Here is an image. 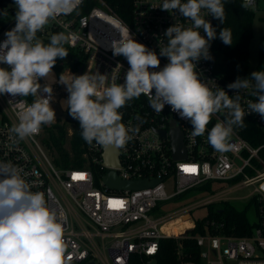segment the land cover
<instances>
[{"label":"built area","instance_id":"obj_1","mask_svg":"<svg viewBox=\"0 0 264 264\" xmlns=\"http://www.w3.org/2000/svg\"><path fill=\"white\" fill-rule=\"evenodd\" d=\"M240 1L244 3V0ZM261 2L264 0H255L254 6L247 9L259 7V10H264L259 6ZM162 3L163 0H82L71 14L51 20L49 27L39 32L37 38L44 42L61 32L74 37L64 46L82 57V74L99 72L107 77L106 86L123 84L129 65L123 56H113L110 50L112 41L130 33L137 42L159 55L160 49L167 44L164 33L169 26H191V21L182 17L177 10H162ZM84 7L86 11H83ZM15 11L14 7L5 10L13 18L0 30V43L6 39L4 33L8 27L12 29L15 26ZM202 15L215 28V18L208 15L206 10H202ZM200 32L204 35L202 29ZM214 42L215 39L209 41L212 59L201 58L196 62V71L213 90L220 88L234 97L235 90H229L227 85L238 77L250 78L251 74L247 72L244 76H236L219 72L213 53ZM160 61V68L168 63L165 57H160ZM66 70L67 75H77L72 68ZM53 71L57 77L55 82H49L47 78L39 82L42 87H52L55 98L51 106L59 110L60 115H56L51 124L42 125L36 136L14 142L11 132V127L18 123L17 112L21 101L31 104L35 98L0 95V161H10L21 169L31 191L43 192L48 205L64 213L65 264H97L98 261L102 264H129L131 255L138 256L140 264H153L159 251V240L166 237L177 240L180 264H264V157L261 154L264 143L254 146L242 135L249 122L264 131V119L259 114L246 115L244 126L233 128L229 150L217 152L207 142V134L217 122L226 120L227 110L214 114L205 134L193 138L192 126L187 120L172 112L168 105L162 112L156 113L150 107L148 97L142 94L119 109L123 114L121 122L132 129L129 133L132 139L118 149L120 164L107 165L104 147L95 141L92 145L87 144L81 136L79 122L75 119L67 121L68 107L64 109L61 101L67 99L68 92L60 89V75L54 68ZM250 91L240 92L241 105L246 112V102L255 100ZM173 129L182 135L187 152L185 157L174 155ZM61 130L66 133L64 147L70 156L79 155L78 161L69 166H57L39 139L41 135L48 138L52 134L59 135ZM75 137L78 142L76 148L72 144ZM110 170H115L124 180L157 181L137 189H113L103 179ZM247 170H255L256 174L249 175ZM78 176L83 179H77ZM236 178H240V181L227 187L218 185L210 195L229 200L231 193L255 185L245 196L256 202L257 224L251 233H225L223 222L215 219H208L204 223L207 229L212 227L213 230L196 235L188 232L196 226L178 232L163 229L174 218L190 220L193 208L213 201L204 199L176 212L157 216V211L165 203L210 180L231 182ZM187 237L194 238L199 247L197 261L182 259L181 239Z\"/></svg>","mask_w":264,"mask_h":264},{"label":"clouds","instance_id":"obj_2","mask_svg":"<svg viewBox=\"0 0 264 264\" xmlns=\"http://www.w3.org/2000/svg\"><path fill=\"white\" fill-rule=\"evenodd\" d=\"M82 0H14L15 26L4 33L0 43V95L35 99L31 104L21 101L18 123L11 127L14 142L40 133L42 125L56 119L51 106L54 100L51 86L40 80L52 75L57 59L68 52L64 44L70 37L63 32L51 36L44 44L37 33L49 22L75 11ZM226 0H163L160 8L177 10L191 21L190 27L169 26L164 35L166 46L159 55L137 42L130 33L111 43L113 56H123L129 65L123 84L106 86L107 77L99 72L82 75L60 74L59 83L68 92L69 115L79 122L81 136L92 145L122 148L132 139L130 127L122 123L119 111L133 98L146 95L156 112L168 105L172 112L192 126L191 137L203 136L212 116L227 110L225 121L217 122L207 134V142L217 152L230 148L234 126L243 127L244 117L256 113L264 119V69L254 71L250 78H237L227 85L235 90H213L196 71L201 58L211 60L209 41L217 37L216 29L204 18L208 15L225 22ZM255 0H244L243 8L254 6ZM7 15V12L0 13ZM204 35H201L200 30ZM219 39L232 44L231 31L222 29ZM160 57L168 63L160 68ZM158 69V70H157ZM55 82V81H54ZM255 100H248L247 112L241 105V90H249ZM43 93V95H40ZM65 215L51 208L43 192L31 191L22 170L9 162L0 161V264H65Z\"/></svg>","mask_w":264,"mask_h":264},{"label":"trees","instance_id":"obj_3","mask_svg":"<svg viewBox=\"0 0 264 264\" xmlns=\"http://www.w3.org/2000/svg\"><path fill=\"white\" fill-rule=\"evenodd\" d=\"M116 1V0H111ZM14 3V0H0V11L11 9L7 6V3ZM225 22L221 23L218 19H215V29L217 37L214 42V58L217 70L227 75L244 76L249 69V46L253 37V20L255 13L252 9L242 7L240 0H226L225 2ZM87 8H83L86 11ZM9 21V20H8ZM7 21V23H8ZM229 29L232 36V44L225 45L219 39V32L222 29ZM40 33L38 32L37 35ZM50 41L45 40L43 43L48 44ZM65 47V46H64ZM68 56L64 59H57L54 69L57 74L63 73L64 69L72 68L77 71L78 66L82 63V57L77 52L69 47H65ZM78 60V62H76ZM264 69V50L259 52V61L257 65V71ZM67 121H72V117L67 114ZM65 131L61 130L59 135L49 136L50 151L49 156L57 166H69L75 164L79 159V155L72 157L69 151L64 147L67 142L65 137ZM242 135L248 139L253 145H260L264 143V131L257 128L255 124L249 122ZM77 137L72 141L73 147H77ZM80 143V142H79ZM240 181V178H236L231 181L232 184ZM216 181H208L195 190H201L213 194L218 185H215ZM231 184V185H232ZM214 204H208L209 213L206 217L197 220L196 227L189 230L190 234L196 235L197 233H204L207 230H213L212 227L206 228L204 226L205 221L208 219H215L223 222V231L229 234L245 235L251 233L254 226L257 224V216L255 220L248 217L247 211L250 206L256 207L254 199L249 200L244 207H239L235 202L230 200H224L219 202V206ZM257 211V210H256ZM257 213V212H256ZM181 218H174L170 220L163 229L170 232H178L183 230L187 223ZM183 256L182 259H189L197 261V255L199 253V247L196 244V240L192 237L181 239ZM159 251L156 254L155 262L153 264H180V259L177 254V240L171 237L161 238L159 240ZM129 264H140L139 257L131 255Z\"/></svg>","mask_w":264,"mask_h":264},{"label":"rangeland","instance_id":"obj_4","mask_svg":"<svg viewBox=\"0 0 264 264\" xmlns=\"http://www.w3.org/2000/svg\"><path fill=\"white\" fill-rule=\"evenodd\" d=\"M8 7H14V3H7ZM260 8H264V2L260 3ZM6 9H8L6 7ZM254 10L255 16H254V20H253V37L251 39L250 42V46H249V69L248 72L251 74L254 71H257V65H258V61H259V52L260 50H264V10L260 9L259 7L256 8H251ZM5 12L4 10H1L0 13ZM13 18V15H9L7 13L6 16L4 15H0V30H2V28L7 26V21L10 18ZM15 17V15H14ZM11 30V27H8V31ZM50 41V39H49ZM0 67H4L3 65H0ZM65 73V75H67V70L64 69L63 71ZM61 90H65L66 88L64 85H61L60 87ZM67 107V102L64 106V109ZM56 115H60V111L59 110H55ZM40 141L43 145V147L45 148L46 152L49 154L50 151V141L49 138L45 135H41L40 136ZM256 146V145H254ZM258 146V145H257ZM262 156L264 157V148L261 151ZM259 167H261L259 165ZM249 175H255L256 171L255 170H247ZM232 183L231 182H215V185H223L225 187L230 186ZM255 185H249V186H245L237 191H235L234 193H231L229 196L231 199H229L232 202H235L237 204V206L239 207H244L245 204L249 201L247 197H245L247 194H249ZM204 199H208V200H212L213 202L210 204H215L216 207H218L220 204L219 202L224 201L219 199V196L216 195H210L208 192H204L201 190H191L189 192H187L185 195L176 198L172 201H169L167 203H165L163 206L160 207V209L157 211V216H163V215H167L169 213L172 212H176L179 209L183 208L184 206L187 205H195L199 202H201ZM256 207L250 206L248 208L247 214L248 217L252 220L256 219ZM209 213V206L208 205H202V206H197L195 208H193L192 210V218L190 220H187L185 223H187V225L185 226V228H191L196 226V222L199 219H202L204 217H206ZM74 264V263H72ZM81 264H87V262H83ZM97 264H102L98 261Z\"/></svg>","mask_w":264,"mask_h":264},{"label":"water","instance_id":"obj_5","mask_svg":"<svg viewBox=\"0 0 264 264\" xmlns=\"http://www.w3.org/2000/svg\"><path fill=\"white\" fill-rule=\"evenodd\" d=\"M46 28L49 27V25L45 26ZM78 62V60H76ZM83 64H80L77 68V75H82L83 72ZM64 100V104H63ZM62 106L64 108L67 99L63 98L62 99ZM163 135L165 134L164 131L161 132ZM172 136H173V147H174V155L175 157H185L187 152L184 147L183 143V138L181 133L178 132L177 129L172 130ZM104 161L107 165H112V166H117L120 164L119 161V155H118V148H116L114 145L113 146H107L104 147ZM104 182L109 188L113 189H124V188H130V189H137L141 187H146L148 185H151L155 183L157 180H124L121 179L117 172L115 170H110L107 174L104 176ZM185 217H188L185 216ZM89 264H96L95 262H89Z\"/></svg>","mask_w":264,"mask_h":264},{"label":"bare ground","instance_id":"obj_6","mask_svg":"<svg viewBox=\"0 0 264 264\" xmlns=\"http://www.w3.org/2000/svg\"><path fill=\"white\" fill-rule=\"evenodd\" d=\"M57 79V77H56V74H55V72L52 70V75H50L49 77H47V80L49 81V82H54L55 80ZM62 103V102H61ZM63 104H64V100H63ZM169 222V221H168ZM168 232H170V231H168ZM173 232V231H172Z\"/></svg>","mask_w":264,"mask_h":264},{"label":"snow or ice","instance_id":"obj_7","mask_svg":"<svg viewBox=\"0 0 264 264\" xmlns=\"http://www.w3.org/2000/svg\"><path fill=\"white\" fill-rule=\"evenodd\" d=\"M186 171H191L190 169H186ZM77 179H83V177L82 176H78V177H76Z\"/></svg>","mask_w":264,"mask_h":264}]
</instances>
